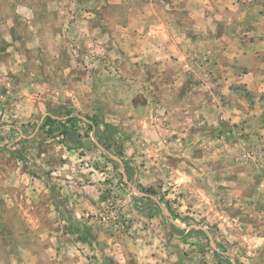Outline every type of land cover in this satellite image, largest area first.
<instances>
[{"label": "rangeland", "instance_id": "1", "mask_svg": "<svg viewBox=\"0 0 264 264\" xmlns=\"http://www.w3.org/2000/svg\"><path fill=\"white\" fill-rule=\"evenodd\" d=\"M181 1L0 0V264H264V92L208 93Z\"/></svg>", "mask_w": 264, "mask_h": 264}, {"label": "crops", "instance_id": "2", "mask_svg": "<svg viewBox=\"0 0 264 264\" xmlns=\"http://www.w3.org/2000/svg\"><path fill=\"white\" fill-rule=\"evenodd\" d=\"M185 1L180 2L179 9L189 10L192 23L175 24L172 38L178 34L183 40L172 45L181 59L186 55L185 62L190 63L195 56L208 55L207 59H212L215 75H207L205 86L211 90L208 93H212L215 86L221 89L236 84L244 85L249 91L264 92V13H261L264 9L257 4L258 10L243 12L244 8H240L243 3L239 0H218L219 12L211 15L204 10V0L198 6L195 0ZM201 12L208 22L198 27L197 13ZM164 29L171 38L170 29L166 26ZM180 75V82L184 81L185 76ZM72 212L76 218L81 217L80 209H72Z\"/></svg>", "mask_w": 264, "mask_h": 264}, {"label": "trees", "instance_id": "3", "mask_svg": "<svg viewBox=\"0 0 264 264\" xmlns=\"http://www.w3.org/2000/svg\"><path fill=\"white\" fill-rule=\"evenodd\" d=\"M221 261V260H220Z\"/></svg>", "mask_w": 264, "mask_h": 264}]
</instances>
